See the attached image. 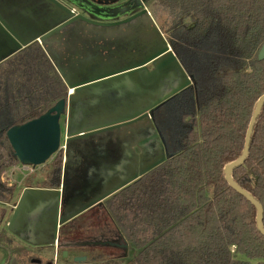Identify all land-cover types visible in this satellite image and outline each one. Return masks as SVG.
<instances>
[{
	"label": "trees",
	"instance_id": "trees-1",
	"mask_svg": "<svg viewBox=\"0 0 264 264\" xmlns=\"http://www.w3.org/2000/svg\"><path fill=\"white\" fill-rule=\"evenodd\" d=\"M155 1L165 12L160 31L167 34V44L193 83L151 108L147 128L130 131L128 136L139 141L153 128L171 158L102 201L129 251L120 259L93 257L91 263L264 264L256 210L228 187L223 174L224 166L241 155L253 107L264 94V59L257 60L264 45V0ZM74 33L70 28L64 36L72 38ZM59 60L34 41L0 62V221L2 206L13 197V186L4 184L1 174L19 164L6 139L7 129L35 119L60 99L69 102V131L78 128L71 119L78 93L67 95ZM126 140L135 143L127 137L111 141L122 151ZM248 151L232 178L262 205L264 226V105ZM54 156L45 180L28 188H59L67 157L62 161L61 152ZM114 159L108 158V163ZM80 161L86 163L83 155ZM27 233L20 228L15 234L31 242ZM70 245L59 235L58 250ZM4 264L51 263L9 254Z\"/></svg>",
	"mask_w": 264,
	"mask_h": 264
},
{
	"label": "rangeland",
	"instance_id": "rangeland-1",
	"mask_svg": "<svg viewBox=\"0 0 264 264\" xmlns=\"http://www.w3.org/2000/svg\"><path fill=\"white\" fill-rule=\"evenodd\" d=\"M21 2L22 4L24 3L23 1ZM40 2L42 3V0H38V3ZM69 2L74 5L73 1ZM89 3L92 4L91 1ZM30 4L42 7L36 2ZM45 5V7L41 8V13L34 9L36 14L30 18V21L26 19V16L18 17L13 8L9 9L8 12L16 14L11 20V23L16 29L19 31L20 29H26L27 32L23 33L25 42H29L35 35H38L40 37L34 39L33 42L37 41L41 44L39 39L42 37L43 47L49 49L50 46V48L55 49L52 51V54L55 56V59L61 58L58 61L62 66V68H59V71L61 73L62 71L64 72L65 84L83 82L89 78L99 77L108 72L124 69L128 65L141 61H134L135 48L130 46L128 41L131 37V29L134 26L132 24H136L138 22L137 20L141 21L140 17L118 26L101 27L84 23L82 28H80V34L77 33L72 38H68L66 35L68 36L71 27L79 30L77 22L75 21L63 29L66 33L64 38L56 37L54 40L51 33L54 29L62 26L60 19L63 18V14L62 12H58L51 4L46 3ZM76 5H74V10L78 14L84 16L88 14V11L84 8L89 6L87 2L80 1ZM97 8L103 12L89 15L88 18L104 24L122 21L132 11L135 12L137 9L142 8L146 10L148 20L150 19V23L158 31L161 30L158 24L159 22L161 24L163 23V16L165 15V12L155 0H118L116 4L105 7L107 10L103 9L102 6ZM58 15L60 19L57 18ZM42 18L46 21L42 20ZM61 30L62 28L58 31ZM2 38L0 34V39ZM162 39L167 43V34L162 33ZM12 51L13 48L8 49L6 42L3 43L0 47V58ZM59 52H62L63 55H59ZM173 54L176 58L174 52ZM149 66L148 69H151L152 65L151 67ZM153 70H155V67ZM167 72L170 73L164 75ZM170 75L174 77L184 75L187 77L180 63L178 61L176 63L172 62L167 69L160 72V76L154 86H151L153 83L147 80L144 88L148 90V93L143 98L142 96H137L139 91L142 92L140 85L135 82L134 78L126 76L109 81V85L106 84L96 86L95 88L88 87L87 89H83L77 92V97L73 98L77 110L71 119L74 120L73 123L76 124V127L82 126L84 128L121 122L134 111L142 108L144 106L142 103H150L157 96H161L163 95L162 93L179 85L183 80L182 78L180 82L178 81V83L172 84V77L168 78ZM121 79L123 81L120 84L119 80ZM187 79L190 83H193L189 77ZM193 99V116L197 120L198 98L196 99L194 96ZM66 118V115L60 117V145L62 147L64 145L66 146L64 138ZM149 118L140 122L130 123L121 128L117 124L113 130L99 132L96 135H90L84 139L72 140L68 143V152L66 154L70 156V162L74 163V165L70 170L65 173L62 171L61 173L63 191L60 209L63 210L65 203H67V206L78 209L75 211L76 213L79 212L87 201L93 197L95 198L97 193L103 192V188L109 189V187L137 173L139 170L143 172L148 167V165H145L146 163L162 155L160 152L163 150V143L160 135L153 128L149 131L151 134L154 133L157 138L152 139L150 144L147 145L148 149L151 150L149 154L145 151V147L143 152L137 145L136 142H138L139 138L136 140L137 137L134 135H132L134 136L133 138L128 136L129 133L131 135V132H136L134 130L136 127L143 129L150 125ZM123 137H127L131 142L132 139L135 140L133 144L126 140V144L123 146L124 153L111 141L113 140L117 143ZM81 149L85 150L81 151ZM64 150L61 148L55 153L61 152L62 161H64L65 156L67 157ZM156 152L158 155L154 157L153 153ZM54 155L48 162L41 166L29 167V173L24 177L18 172L13 173L11 177V175H8V170L4 174H1L3 176V178L1 177L3 183L7 186H13V197L9 203L2 206L4 215L0 221V264L5 263L9 254L12 256L25 254V256H30V258H34L37 261H50L51 264H92L91 260L93 257L109 260L126 257L129 251L128 246L127 244H123L121 234L112 225L111 217L102 209L101 205L94 204L92 207L86 208L80 214H76L72 220L58 227L56 240L60 235V238L69 240L71 244L70 247L65 248L66 250L62 252L56 249V247L48 245L51 244L54 236L53 228L49 224V218H45L38 227L36 225L33 226L37 229L35 231L31 229L32 233L33 231L35 232L34 236L32 235L31 237V235H28L26 237H30L31 242L35 244L44 243L45 245H33V243L24 240L6 229V223L13 215L11 208L18 201L22 189L27 187V185H36L38 182L45 180V170L50 169L51 162L55 157ZM81 155H83L86 161L82 165L80 164ZM112 157L115 159L112 160V163H108V158ZM73 160H77V162ZM53 199L56 200L55 194H53ZM66 212L67 210L62 211L63 214H66ZM233 250L232 248L231 252ZM64 252L66 254L65 256H63ZM237 258L241 259L238 255ZM251 264H256V261L251 262Z\"/></svg>",
	"mask_w": 264,
	"mask_h": 264
},
{
	"label": "water",
	"instance_id": "water-1",
	"mask_svg": "<svg viewBox=\"0 0 264 264\" xmlns=\"http://www.w3.org/2000/svg\"><path fill=\"white\" fill-rule=\"evenodd\" d=\"M69 1H73L74 5L79 4L80 1L85 3L87 2L89 6L88 7L86 6L84 8L86 11H88V14L86 16L78 14L74 9L67 6V4L70 3ZM89 1H91L92 4H90ZM116 1L118 0L111 1L109 4L106 2L102 4L99 1L96 2L95 0H42V2H44L45 4L46 3L49 5L51 4L55 9H57L58 12H62L63 14L62 19H60L59 15L57 17L58 19H60L62 26L58 27L57 29H54V31L51 33L52 35L59 32L58 30L60 28L67 27L69 26V24H72L75 21L76 22L79 21L83 24L88 23L91 25L101 26V27L113 26V25L118 26V25H122L123 23H127L132 20H135L141 17L142 14L147 15L146 10L139 9L141 11L137 13L136 11L135 12L132 11L129 14V16L124 18L122 21H116L105 24L93 21L88 18L89 15L100 14L103 12L100 11L99 8L97 7L102 6L103 9H105V7L115 4ZM152 27L154 26L152 25ZM154 29L159 34L157 28L154 27ZM0 32L4 33L12 42L15 43V47H13V51L9 52V54H7L6 56L1 57L0 62L3 61L5 58L16 54L17 51L21 50V48L27 46L30 43V42L20 41L19 38L16 36V34H14L13 31H11L8 28L7 24L4 22L1 15H0ZM39 37L40 36L37 35L35 38L37 39ZM39 41L41 43L43 42L42 37L39 39ZM162 45L163 46L160 50H157L156 52H150L149 55L146 56V58L142 59L140 62L128 65L127 67H124V69H118L113 72H108L99 77L89 78L88 80H85L83 82L67 84L68 87L67 95L70 96L73 92L74 93L80 92L83 89H87L88 87L95 88L96 86H100V85H106V84L109 85L110 84L109 81L118 78H124L126 76V77L134 78L135 82L138 83V85H140V87L142 88V92L139 91L137 96H142L143 98V96H145V94L148 93V90L144 88L145 87L144 84L147 82V80L148 82L153 83V85L151 86H154L157 83V79L160 76V72L163 71L164 69H167L168 66L172 64V62L175 63L177 62L171 47L167 45L164 39H162ZM263 59H264V45H262V47L260 48L257 54L258 61H262ZM149 65H152V69H148ZM154 67L155 70H153ZM59 73L62 74L60 71ZM165 74L166 73H164V75ZM182 78L183 80L181 81V83H179V85L162 93L163 95L157 96L156 98L153 99V101H151L147 105H144L142 108L134 111L132 114L127 116L125 120L121 122L112 123V124L107 123L106 125L103 126H90V128H84L81 126L72 130L71 132L69 131L66 123L65 133H64L65 143L68 144L72 140L84 139L90 135H94L99 132L113 130V128H115L117 124H118L117 126L121 128L133 122L136 123L143 120H147L148 117H150L148 112L151 108L160 104L161 101L165 100L167 97L179 91V89L188 86L190 84V81L187 79V77L181 76V79ZM63 80L65 81L64 78ZM122 81H123L122 79L119 80L120 84ZM263 105H264V94L259 96L253 107L251 118L245 131L246 134L244 138L243 147L241 150L242 151L241 155L234 162H231L226 166H224L223 174H224V180L227 183L228 187L236 191L242 197H244L246 201L255 208L256 227L257 230L260 232V234L264 236V226L262 223V218H263L262 205H260V203L255 198H253L246 190H244L236 182H234L232 178L235 168L241 166L249 154L248 149L252 137V129L254 124L256 123L257 118L259 117V113ZM68 107H69L68 99L66 100L60 99L57 101L56 104L53 105V107H51L45 113L39 115L35 119L29 120L26 123L13 126L7 129L5 133L6 139L8 140V143L11 147L13 156L17 158L20 164L26 167L41 166L46 162H48L53 157V155L61 149L60 117L63 115L67 116ZM155 138H157V136L153 133L151 134V137H146L143 140L136 143L141 149L142 145H144L145 143L147 144L148 142H150L152 139ZM160 153H162L160 157L153 158L152 161L145 164L148 165V167L145 168L143 172L139 170L137 173L134 172L135 174L127 178H124L123 180L117 182L115 185L109 187V189L103 188L102 189L103 192L97 193L95 198L93 197L89 201H87V203L83 205L84 209L81 208V210L77 213L75 211H77L78 209H75V207L71 208L67 206L66 205L67 203H65L63 207V210H67V212L66 214L62 213L63 210L60 209V201H61L63 186L61 185V183L59 188L55 190L43 189V188H37V189L24 188L21 191V195L18 201L11 208L13 215L11 216L10 220L6 223V229H8V231L12 233H16V231L21 226L33 224L31 225V229H34L35 231L37 229L33 226L36 225L38 227L45 218H49L50 220L49 224L53 228L54 236L51 244L48 245H52L57 249L56 234H57V229L60 225L72 220L76 216V214H80L86 208H90L94 204L100 205L102 201L108 198L110 195L116 193L118 190L127 186V184L137 180L140 176L145 174V171L155 166H158L159 164L163 163L165 159L171 158V155L168 153H164L163 151H161ZM53 194H55L56 200L53 199ZM34 231L33 233H35ZM40 245H45V244H40ZM65 255L66 254L64 252L63 256Z\"/></svg>",
	"mask_w": 264,
	"mask_h": 264
},
{
	"label": "flooded vegetation",
	"instance_id": "flooded-vegetation-1",
	"mask_svg": "<svg viewBox=\"0 0 264 264\" xmlns=\"http://www.w3.org/2000/svg\"><path fill=\"white\" fill-rule=\"evenodd\" d=\"M18 1V2H17ZM24 2V0H0V15L2 17V19L4 20V22L7 24L8 28L13 31L14 34H16V36L19 38L20 41H26L24 36H23V33H26V29L24 28L23 30L20 29V31L18 29H16V27L11 23V20L13 19V17L17 14L18 17L20 16H23L25 17L26 16V19L28 21H30V18L35 14L33 13V11L31 12V9H27V8H23L22 9V2ZM96 2H101L102 4L104 2L106 3H110L111 1H115V0H95ZM32 2H36L37 4H41V5H45L43 4V2L41 3H38V0H31V3ZM117 2V1H116ZM115 2V4H116ZM25 3V2H24ZM35 6L37 7V5L35 4H30L29 3V6L30 8H33L35 9ZM46 6V5H45ZM14 9L15 13L16 14H11L9 13V9ZM8 9V10H7ZM142 9V8H141ZM141 10L138 9L137 12H139ZM41 13V12H39ZM141 21L140 20H137L138 22H136V24H132L134 25L133 28L131 29V37L130 39L128 40L129 41V45L130 46H133L135 48V53H134V61L135 60H142L144 58H146V56L149 55L150 52H156L157 50H160L162 48V32L159 31V34L155 31L154 27H152L151 23H150V19L148 20V16L147 15H144L142 14L141 15ZM42 20L46 21L44 18H42ZM47 23V22H45ZM70 25V24H69ZM77 26H78V29H73L71 27V30H74V35H76L77 33H81V29L82 28V25L77 23ZM68 27V26H67ZM65 28V27H64ZM64 28H62L61 31L57 32L56 34L54 35H51L53 37V39L55 40L56 37L58 38H64V34H65V30H63ZM1 36L3 37L2 39H0V47L2 46L3 43L6 42V44L8 45V49H11L13 47H15V43L12 42L4 33L0 32ZM36 39V38H35ZM34 40V39H33ZM29 41V40H28ZM33 42V41H32ZM39 43V42H37ZM31 44V43H29ZM28 44V45H29ZM42 47H43V44L41 43L40 44ZM168 45V44H167ZM24 48V47H23ZM44 48V47H43ZM22 49V48H21ZM50 50V53H52V51H54L55 49L53 48H50L49 46V49ZM20 51V50H19ZM1 54V53H0ZM67 63V62H66ZM151 67V65L149 66ZM152 69V68H151ZM170 73V72H168ZM166 73V74H168ZM172 77V84H176L178 83V81L180 82V79H181V76H169L168 78H171ZM168 84V83H167ZM170 85V84H169ZM143 97H146L143 96ZM147 128V127H146ZM144 129V128H143ZM148 130V129H147ZM146 137H151V132H147L146 135H144V137L141 139L143 140L144 138ZM139 140V141H141ZM138 141V142H139ZM151 142V141H150ZM150 142H148L147 144H144L143 147L141 148L142 151L144 152V147H145V151L148 152V154L150 153V149H148L147 145L150 144ZM68 144H66L65 146V155H67L66 153L68 152ZM117 146V145H116ZM123 151V150H122ZM122 153V152H121ZM124 153V152H123ZM122 153V155H124ZM138 154H139V150H138ZM154 157L157 156V152L156 153H153ZM70 156L67 155V162H66V167H65V170H64V173L68 170L71 169L72 165H74V163H71L70 161ZM119 159V157H118ZM117 159V160H118ZM74 161V160H73ZM74 162H77V160H75ZM81 162V161H80ZM112 163V162H110ZM71 166V167H70ZM31 225L33 224H29V225H24V226H21L20 228L24 229V230H29L27 231L28 232V235L32 236L34 235V233H32L31 231ZM19 228V229H20ZM35 248V247H34ZM39 248H45V247H39ZM38 248V249H39Z\"/></svg>",
	"mask_w": 264,
	"mask_h": 264
},
{
	"label": "crops",
	"instance_id": "crops-1",
	"mask_svg": "<svg viewBox=\"0 0 264 264\" xmlns=\"http://www.w3.org/2000/svg\"><path fill=\"white\" fill-rule=\"evenodd\" d=\"M34 1V0H33ZM24 2L25 3H23L22 5H24L23 7H22V9L24 8H27V9H31V12L33 11V13L35 14L36 12L34 11V8H33V10H32V8H30V7H28L29 6V4L28 3H31V0H24ZM43 4H44V2H43ZM38 5H41V4H38ZM42 7H40V6H35V10L37 11V12H40L41 11V8H43V7H45V5H41ZM67 6H69L70 8H72V9H74L75 8V6L73 5V4H71V3H68L67 4ZM126 34H127V31H126ZM35 37H36V35L33 37V39H35ZM33 39H31L29 42H32L33 41ZM37 42V41H36ZM71 92V91H70ZM29 170H30V168L29 167H26V166H24V165H22V164H18V165H16V166H14V167H11V168H9L8 169V175H11V177H12V174L13 173H16V172H18V173H20L23 177L24 176H26L27 175V173H29ZM4 174V173H3ZM2 178H3V176H1ZM1 178V179H2ZM25 188H28V187H25ZM24 189V188H23ZM22 189V190H23ZM6 205V204H5Z\"/></svg>",
	"mask_w": 264,
	"mask_h": 264
},
{
	"label": "built area",
	"instance_id": "built-area-1",
	"mask_svg": "<svg viewBox=\"0 0 264 264\" xmlns=\"http://www.w3.org/2000/svg\"><path fill=\"white\" fill-rule=\"evenodd\" d=\"M60 146H61V145H60ZM61 148L64 149V146H63V147L61 146Z\"/></svg>",
	"mask_w": 264,
	"mask_h": 264
}]
</instances>
